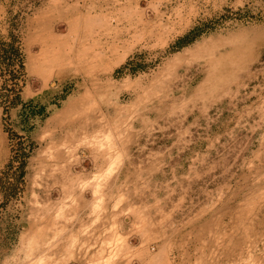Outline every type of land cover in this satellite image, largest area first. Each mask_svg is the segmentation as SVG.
Instances as JSON below:
<instances>
[{
  "label": "rangeland",
  "instance_id": "rangeland-1",
  "mask_svg": "<svg viewBox=\"0 0 264 264\" xmlns=\"http://www.w3.org/2000/svg\"><path fill=\"white\" fill-rule=\"evenodd\" d=\"M59 113L94 124L74 172L165 156L139 189L159 207L55 215L39 129ZM0 264H264V0H0Z\"/></svg>",
  "mask_w": 264,
  "mask_h": 264
},
{
  "label": "crops",
  "instance_id": "crops-1",
  "mask_svg": "<svg viewBox=\"0 0 264 264\" xmlns=\"http://www.w3.org/2000/svg\"><path fill=\"white\" fill-rule=\"evenodd\" d=\"M69 47L72 49L75 48L74 46ZM64 48V46L61 47V44H59V42L56 43V40H54L52 45H47L44 52L49 59H52L51 54H54V59L59 60V53L65 55L67 52H60V50ZM73 102H75V100H73ZM58 115L59 116L54 119L53 116L48 118L46 124H43L39 129L40 147L44 144L40 154H45V165H43L44 168L41 167V170H45L47 167L48 156H53L54 159L55 174L53 175L55 176L56 201L54 203L52 201V207H50L56 211L55 215L63 218V211L65 210V215L67 217L71 218L72 221H78L80 220V210L85 209L83 212L84 214L87 211L88 216L95 214L93 218H90L89 225L93 223V221L98 222L101 220L98 225L108 226L107 215L111 214L112 208L128 209L136 207L135 205L146 209L149 207H159L157 204H151V202L154 201L155 203V201L158 200L155 195L145 190L139 191V189H143V187H141L142 177L151 176L148 173H150L154 166H157V162H160V159L166 160L165 156L160 157L159 153L153 152L147 154H126L120 153L121 151L111 152L106 149L105 151L97 152L103 154L101 156L103 159L111 161V157H113L117 161L126 163L119 165L115 169L108 168L110 167L109 165L107 169L102 168V170L99 169L94 172L91 171L86 173L84 172V168H82L83 170L81 172H74L72 170V165L70 168L69 163L78 162L75 156L76 150L77 152L81 150V157L86 156L88 161L91 162V160H94L91 153L93 148H91L90 151L88 147L85 149L83 146V144L89 141L93 143L91 139L95 138L92 137L94 134V124H65L64 122L58 121V118L64 116V114L59 113ZM157 127L158 124H142L143 129H153ZM109 135L110 134L106 136V141L110 140ZM85 138L87 142L84 143ZM99 143V145H102V142ZM85 152H90V154L87 155ZM144 161L148 163L144 164ZM47 174L49 175V173ZM142 192L145 196L141 199ZM47 200H50V198L47 197ZM45 206L47 207V205ZM170 206L172 207L170 204L161 205L163 208H169ZM102 210L104 212L106 211L104 215L101 214ZM108 210H110V212H108ZM47 213L48 212H46V216ZM71 227V234H78V223L75 225L72 223ZM90 230H95V223L93 227H90ZM109 231L110 227H107L106 233ZM95 233L100 234L98 231H94V234Z\"/></svg>",
  "mask_w": 264,
  "mask_h": 264
},
{
  "label": "trees",
  "instance_id": "trees-1",
  "mask_svg": "<svg viewBox=\"0 0 264 264\" xmlns=\"http://www.w3.org/2000/svg\"><path fill=\"white\" fill-rule=\"evenodd\" d=\"M19 105L22 118L29 115H35V117L38 116L40 117V119L44 120L50 115V110L48 111L46 106H40L36 102L31 100L24 103H19ZM59 105L60 104L57 102V100H54V102L51 104V106L57 109L59 108ZM26 131H29V129Z\"/></svg>",
  "mask_w": 264,
  "mask_h": 264
}]
</instances>
